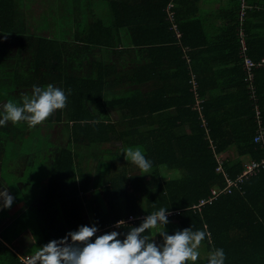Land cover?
I'll return each instance as SVG.
<instances>
[{
	"label": "trees",
	"instance_id": "16d2710c",
	"mask_svg": "<svg viewBox=\"0 0 264 264\" xmlns=\"http://www.w3.org/2000/svg\"><path fill=\"white\" fill-rule=\"evenodd\" d=\"M25 2L24 0V4ZM93 2L99 3L98 9L102 16L90 21L86 13L88 8L95 6ZM170 2L171 0L158 1L157 5L161 15L165 16V10ZM55 3L53 14L50 8L47 12L48 19L45 18L44 7L41 8L37 24L40 25V30L48 33L31 35L25 49L29 53V58L25 65L22 62L23 58L21 60V66H25L31 77L30 83L27 85L21 83L23 79L21 77L18 79L13 69L10 76L11 83L5 87L9 90L7 98L10 95L9 101L15 103H21L20 95L16 93L22 89H26L27 96H31L33 86L43 88L51 84L63 89L69 104L68 110L64 111L66 115L68 113V118L73 122L71 140L68 141L66 147L59 149L44 192V199L40 202L42 219L39 231L43 236L40 247L52 241L50 237L60 240L69 232L77 231L80 226L95 225L98 228L91 238L92 242L100 235L111 233L116 227L121 234L120 240H123L128 231L133 227H138L146 216L158 211L161 207H168L167 211L171 213L167 217L169 223L166 225V231L168 234L171 235L189 227L193 231L201 230L210 233L200 245L202 246L199 249L201 257H198L195 262L189 261L188 264H207V262L203 263L205 255H209L215 249L224 250L225 264H264V167L256 174L244 179L239 188L231 193L220 194L201 206L200 210L192 208L201 199L209 198L211 188H223L226 184L223 175L215 171L214 153L220 154L219 151L222 148L217 144L214 145L216 148L211 147L209 142L212 138L215 144L216 140L214 135L212 136L213 133L211 134L213 120L209 115L207 105L202 106L201 112L204 119L199 117L198 112L191 110L190 100L187 101L188 105H184L181 109L175 121L181 122L188 119L189 133L174 132L167 144L149 148L145 143L139 146L146 159L152 162L149 174L141 175L138 167L133 171L135 165L122 156L121 158L111 157L102 162L100 159L87 171L83 170L81 164L83 153L94 160L91 155H98L102 152V157L105 158L104 153H108L107 156L113 154L109 141L115 138L120 139L113 124L100 122L90 115L91 119H88L84 115L88 102L107 103L102 91L105 84L104 77L105 74L113 75L115 67L112 62L99 63L90 77L82 72L76 74L72 70L71 75H67L66 58L70 53L69 48L73 45L79 47L81 44L79 42H84L91 31L95 39H90L89 44L105 47L107 51L113 53L119 41V35L120 38L131 39V13L134 11V6L131 0H91V2L89 0H55ZM238 5L239 3H237L235 15ZM22 9L26 8L17 0H0V39H6L4 44L5 46L10 45L12 53L8 54L6 47L0 51L5 52L3 55L9 58H14L17 53L19 54L18 46L21 43L19 32L27 25L25 24L26 10L23 14ZM246 9L241 13L244 20L247 18ZM236 23L239 21L235 18L234 26L229 32L237 46L235 47L237 60H241V65H239L240 93L236 96V100L242 103L245 118L243 119L244 128L235 138L238 159L230 162L224 161V170L231 179L241 174L243 157L256 161L264 157V149L253 141L257 124L250 91L247 88L248 83L244 80L239 37L235 31ZM76 26L77 29L72 34L74 40L72 39L69 43L64 33ZM245 26L247 27L244 22ZM55 28L62 36L50 34V31ZM245 31L248 56L255 61L260 60L263 55L254 54L251 49V45L259 44L258 40H251L248 31L246 29ZM83 32H86L84 39L80 37ZM79 68L82 69L81 64ZM253 73L257 104L264 125V85L258 80L259 74L264 73V66L256 68ZM130 88H127L122 95L111 97L108 103L126 106L125 116L138 121L146 109L136 108L131 111V99L132 97L136 100L142 99L144 103L141 105L145 106L146 98L139 88L136 87L133 91ZM88 89L92 90V93L95 92V95L84 96L83 91ZM186 91L191 98L189 83ZM221 100V104H225V99ZM56 112V120L63 117V112L61 113L60 110ZM222 120L224 119L218 120V123L225 122ZM134 134L145 136L141 130ZM128 147L130 144L123 143L122 149H113L117 151L116 153L124 154ZM149 156L153 158L149 159ZM131 188L133 189L130 190ZM91 190L93 192H90ZM81 194L85 196L84 200L87 202L86 210L90 217L89 221L83 218L85 215L81 209L83 205L79 197ZM31 215L33 217V211ZM129 217L133 219L130 220ZM118 221L124 223L118 225ZM13 228L20 229L21 226L14 225ZM29 230L33 234L35 229L29 225ZM154 231L148 230L144 235L151 238ZM3 247L4 249L0 250V264L24 263L17 253L25 256L26 252L19 246H15L14 250Z\"/></svg>",
	"mask_w": 264,
	"mask_h": 264
},
{
	"label": "crops",
	"instance_id": "0c3cea01",
	"mask_svg": "<svg viewBox=\"0 0 264 264\" xmlns=\"http://www.w3.org/2000/svg\"><path fill=\"white\" fill-rule=\"evenodd\" d=\"M17 1L23 3L26 8L22 10L23 14L26 10L27 25L19 32L21 43L16 57L9 58L3 55L5 52L0 51V114L3 113V105L9 102L10 95L7 98L9 90L5 87L11 83L12 70H15L16 74H13L19 79L22 74L17 73V66H20V70L26 69L25 66H21V60L23 58L22 62L25 65L27 60H24L23 54L27 52L25 49L28 46V38L35 33H48L40 30V25L37 24L41 8L44 7L45 18L48 19L49 8L53 14V6L56 4L55 0H25V4L24 0ZM158 1L131 0L134 6V11L131 13V39L120 38L119 35L113 53L107 51L105 47L90 45L89 40L95 39L91 31L86 38V32L80 35L85 38L84 42H79L81 43L79 47L82 48L75 45L69 48L70 53L66 58L67 75H71L72 70L74 73L82 72L90 77L99 63L112 62L115 67L113 75L105 74L104 77L105 84L102 91L107 103L88 102L84 115L88 119L92 116L100 122L113 124L120 139L109 141L113 150L110 156L104 153L105 158H103L102 152L91 156L96 160L101 159V162L111 157L125 158L122 152L114 151V149H122L123 143L130 144L131 147L145 143L149 148L167 144L174 132L189 133V120L179 122L175 119L190 100V108L195 112L197 110L193 105L197 101H200L201 106L207 105L213 120L211 134L213 133L212 136L215 137V144L212 138L211 140L213 146L216 144L221 146V151L218 150L221 158L226 162L236 160L238 148L235 138L244 128L245 116L242 103L236 100V96L240 93L241 60H237V51L235 53L237 46L229 30L234 26L236 18L239 21L235 24L236 33L239 29L243 31L246 29L251 40L259 42L256 46L251 45L252 52L260 53L264 57V0H171L165 10V16L160 14ZM237 3L239 5L235 15ZM93 4L95 6L88 8L86 13L90 21L102 16L98 9L99 3L93 2ZM245 9L247 18L244 20L241 13ZM244 22L247 27H244ZM76 29L77 26L64 33L69 43ZM50 34L62 36L56 28L52 29ZM5 42L6 39H0V50L6 47ZM9 59H13L11 71ZM79 59L83 60L82 63ZM80 64L82 69H76ZM25 75L31 78L28 70ZM190 78L197 83V96L191 94V98L186 91ZM258 80L264 85V73L259 74ZM136 87L146 98L145 106L141 105L144 103L142 99L136 100L135 97L131 99V111L136 108L146 109L138 121L125 116L126 106L108 103L111 97L122 95L127 88L133 91ZM23 90H25L24 94H22ZM23 90L16 93L20 95L21 103H17L20 106L23 97L27 95L26 89ZM189 92H191L190 83ZM83 95H95V92L92 93V90L88 89L83 91ZM221 99H225V104H221ZM68 105L67 100L66 107L60 110L61 113L63 112V117L58 120L55 119L56 110L42 124L35 127H29L25 121L17 124L9 121L5 126H0V191L6 188L8 194L14 198L10 208H4L0 198V250L4 249L3 246L11 250L19 246L26 252L23 256L15 250L23 264H26L27 259L37 251V246L40 248V242L43 240L39 231L42 219L40 202L44 199L54 159L59 149L66 147L71 140L73 122L64 111L68 110ZM220 119H224L222 122H225L218 123ZM138 130L144 132L145 136L134 134ZM152 158L149 156V159ZM82 159L83 170L87 171L91 166L89 163L91 158L83 153ZM242 160L246 162L249 159L243 157ZM79 197L83 204L81 206L85 215L83 218L89 221L85 196L81 194ZM38 207L40 209L37 210ZM32 211L36 220L28 222L27 225L26 218L30 217L29 213L31 214ZM14 225L21 226L18 229L20 234L16 228L13 231ZM29 225L35 229L33 235ZM55 238L50 237L52 240ZM37 241L39 243H36ZM33 248L36 251L33 252Z\"/></svg>",
	"mask_w": 264,
	"mask_h": 264
},
{
	"label": "clouds",
	"instance_id": "9594fccd",
	"mask_svg": "<svg viewBox=\"0 0 264 264\" xmlns=\"http://www.w3.org/2000/svg\"><path fill=\"white\" fill-rule=\"evenodd\" d=\"M67 96L61 88L49 84L46 87L33 86L31 96L23 97L22 106L13 101L3 105L0 114V126L7 122L17 124L27 122L29 127L42 124L56 110L66 107ZM125 158L136 165L141 175L149 174L152 162L146 159L139 146L128 147ZM4 208H10L14 202L7 189L0 191ZM168 207L146 216L138 227L131 228L123 240L121 234L111 233L98 236L94 242L91 238L98 231L93 226H80L77 231L69 232L60 240H52L40 247L31 255L26 264H188L199 257L202 241L210 235L206 231H193L191 227L176 231L169 235L165 229L168 221ZM124 223L118 221L117 224ZM148 230H155L152 236L144 235ZM159 235L162 243L158 244L154 237ZM70 238V239H69ZM207 264H225L223 249L213 250Z\"/></svg>",
	"mask_w": 264,
	"mask_h": 264
},
{
	"label": "built area",
	"instance_id": "2783aa9c",
	"mask_svg": "<svg viewBox=\"0 0 264 264\" xmlns=\"http://www.w3.org/2000/svg\"><path fill=\"white\" fill-rule=\"evenodd\" d=\"M237 35L239 37L240 55L243 61V70L245 73L244 80L248 83L247 88L250 91V99L253 104L255 121L257 124V130L254 135L253 141L254 143L260 145L264 149V125H263L261 115H260L261 111L257 104L255 86L253 84L254 83L253 71L258 67L264 66V57L257 61L251 59L248 56L247 51H246L245 33L243 29H239L237 32ZM189 83H190V90L192 94L196 97L197 96V83L193 78H190ZM193 108L197 110L199 117L201 119H204L203 114L201 112L202 106L200 105V101H197L195 105H193ZM206 132H207V129H206ZM209 142L211 144V147H213V142L211 139H209ZM217 154H218L217 152L214 153L215 161H216L215 171L216 173L223 175L226 184L223 188H219V187L211 188V194L209 198L201 199L197 205H194L192 207L194 209L200 210L201 206L215 199L222 193H231L234 189L239 188V185L243 182L244 179L256 174L261 168L264 167V157L259 161L248 160L243 163V170L241 174H239L235 179H231L227 176V173L224 170V160L221 157H218ZM129 219L132 220L133 217H129Z\"/></svg>",
	"mask_w": 264,
	"mask_h": 264
},
{
	"label": "rangeland",
	"instance_id": "374dc122",
	"mask_svg": "<svg viewBox=\"0 0 264 264\" xmlns=\"http://www.w3.org/2000/svg\"><path fill=\"white\" fill-rule=\"evenodd\" d=\"M44 19V18H43ZM6 51H7V53L8 54H11L12 53V49H11V47H10V45H7L6 46ZM24 51V50H23ZM13 55V54H12ZM23 55H25V56H23L24 57V60H28V58H29V55H28V52H24V54ZM77 56V55H76ZM12 60L13 59H9V62H10V71H11V62H12ZM79 61H80V63H82V59H79ZM79 67H76V69H78ZM17 73L19 72V73H21L22 74V82L21 83H23V84H28V83H30V79L31 78H29V77H26V75H25V73H26V69H22V70H20V66L18 65L17 66ZM76 74H78V72L76 71ZM10 78H8V80H9ZM38 82H39V79L37 80ZM18 82V81H17ZM23 90V89H22ZM24 92H25V90H23V93L22 94H24ZM97 105V104H96ZM22 130H23V128H22ZM218 155V157H221V155L220 154H217ZM99 160H96V159H91L90 160V163H91V165L92 166H94V165H96V162H98ZM137 166L135 165L134 166V168H133V171H135ZM133 188H131L130 190H132ZM171 214V213H170ZM29 215H30V217H27L26 218V221L27 222H32L33 220H36L35 218H33L32 216H31V214L29 213ZM167 228V226H165V229ZM14 229V228H13ZM18 232H19V230L18 229H16ZM13 231H15V229L13 230ZM114 231H116V232H118V233H120V231H119V229H118V227H116V229L114 230ZM19 234H20V232H19ZM19 234H18V236H19ZM33 235V234H32ZM170 235V234H169ZM118 238V237H117ZM154 239H155V241L158 243V244H160V243H162V239H161V237L157 234L155 237H154ZM14 241V240H13ZM202 246H200L199 247V249L201 248ZM200 251H199V257H201L200 256ZM206 257L204 258V261H203V263L205 262H207V258H208V256L209 255H205ZM202 260H203V258H202Z\"/></svg>",
	"mask_w": 264,
	"mask_h": 264
}]
</instances>
